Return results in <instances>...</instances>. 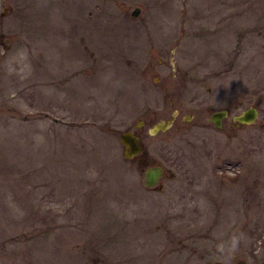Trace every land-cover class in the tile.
I'll use <instances>...</instances> for the list:
<instances>
[{"label":"rangeland","instance_id":"1","mask_svg":"<svg viewBox=\"0 0 264 264\" xmlns=\"http://www.w3.org/2000/svg\"><path fill=\"white\" fill-rule=\"evenodd\" d=\"M262 260L264 0H0V264Z\"/></svg>","mask_w":264,"mask_h":264},{"label":"water","instance_id":"2","mask_svg":"<svg viewBox=\"0 0 264 264\" xmlns=\"http://www.w3.org/2000/svg\"><path fill=\"white\" fill-rule=\"evenodd\" d=\"M140 12V8L136 7L132 11V16L138 15ZM228 113L224 110H217L211 113L209 117V121L212 122L216 127H222V121L225 117H227ZM258 115V111L254 106H248L245 108L241 113L234 115L232 117L233 122L236 124H245L250 125L254 123ZM172 123V119H169L166 122L160 121L159 123L155 124L153 128L150 130L151 133H156L160 130H165L168 126ZM120 143L124 146L123 156L127 159H130L142 151V144L140 141V137L133 133L132 131H125L120 133L119 136ZM139 164H143V162L139 161ZM163 169L159 165H154L148 167L144 171V184L146 187H154L156 184L159 188L161 185L158 184V181L162 177ZM259 264H264V260H262Z\"/></svg>","mask_w":264,"mask_h":264},{"label":"flooded vegetation","instance_id":"3","mask_svg":"<svg viewBox=\"0 0 264 264\" xmlns=\"http://www.w3.org/2000/svg\"><path fill=\"white\" fill-rule=\"evenodd\" d=\"M173 121H174V119H172V123H173ZM140 141H141V140H140ZM162 169H163V168H162ZM160 185H161V184H160ZM161 187H162V185H161ZM158 189H161V188L158 187Z\"/></svg>","mask_w":264,"mask_h":264}]
</instances>
